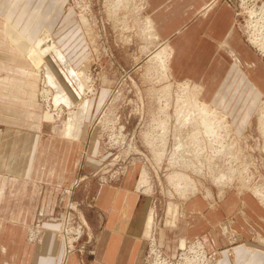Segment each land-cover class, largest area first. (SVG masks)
Masks as SVG:
<instances>
[{
	"label": "crops",
	"instance_id": "obj_1",
	"mask_svg": "<svg viewBox=\"0 0 264 264\" xmlns=\"http://www.w3.org/2000/svg\"><path fill=\"white\" fill-rule=\"evenodd\" d=\"M65 3L0 0V264H63L60 223L44 220L40 243L29 241L27 227L54 210L61 188L91 175L104 160L94 121L107 93L83 100L77 71L86 58L84 41L76 11ZM145 12L158 39L170 45L172 80L200 85L201 98L226 113L242 134L264 99V57L237 26L236 8L226 0H147ZM11 36L33 48L43 45L37 51L42 60L27 55ZM45 86L53 92L51 106L67 109L53 124L44 122ZM139 170L129 167L104 186L85 179L75 192L77 199H93L98 239L91 264H146L152 197L136 191ZM192 198L182 206V246L205 240L217 264H242L249 251L255 252L249 263L263 260L264 244L255 232L264 236V207L252 194L231 190L216 205L201 195ZM170 213L176 218L173 204ZM65 264H81L79 254L71 253Z\"/></svg>",
	"mask_w": 264,
	"mask_h": 264
},
{
	"label": "rangeland",
	"instance_id": "obj_2",
	"mask_svg": "<svg viewBox=\"0 0 264 264\" xmlns=\"http://www.w3.org/2000/svg\"><path fill=\"white\" fill-rule=\"evenodd\" d=\"M63 1L64 3L66 2L69 7L75 9L76 20L83 36L86 58L77 71L79 80L83 86V100L88 102L89 99L97 96L103 89L107 93L99 115L94 121V128L98 133L100 146H102L103 149L102 151H104V160L102 165L91 175H82L78 177L71 186L60 189L58 199H56L57 205H55L54 210H51L49 214L41 216L27 227L29 241L31 243H40L43 240L42 236L44 235V229L42 227V222L44 220L58 221L60 227L57 231V237L62 242L65 251L63 264L67 262L69 255L73 252L79 254L81 264H91L92 258H95L92 257V254H94V252L96 254L95 250L98 239V229L92 224V220L95 218V215L92 214L93 211H91L93 199H88L86 196L77 199L74 197L75 192L79 190V186L87 179L94 178L98 184L104 186L106 183L115 182L121 178L128 171L129 167L140 165L138 173L139 179L145 168L147 175L149 174V186H147V189L152 187L151 193L146 194L152 197L153 227L149 239L154 237L153 233L156 232V242L154 243L155 246H153L154 249H152L154 253L156 251L163 254L164 257L172 262H181L184 258L182 254L185 252L183 249L188 246V243L195 242L198 239L202 241L207 252L210 253L205 240L201 238L187 241L188 243L184 246H182L180 241L185 237L181 236L179 233V222L181 218L185 216L182 206L184 204L183 202L188 200V198L179 196L178 189L180 188H178V185L175 184L174 181L172 182L169 179V174L179 169L177 165L171 164L170 160L172 157L177 160L182 157V152L185 150L180 149L181 155L179 153H176V155L174 152L178 151V143L186 146L188 138H186V135H178L176 139H169L170 137H167L169 142L167 147L163 148V136L159 137V135H162L160 133L161 131L159 130L158 132L156 129L157 123L155 122L154 116H157L156 112H158L161 103V101L159 102L156 90L166 85L168 80H162L161 68L152 58L153 54L162 47L161 45L166 46L168 42H162L160 39L154 40L149 37V31L146 29V18L150 16L145 12L147 0H142L143 5L141 4V0ZM226 1L236 8L235 22L242 31L244 37L251 42L253 25L256 20L260 19V17L254 15V13H259L260 8L264 5V0ZM255 1L258 6L262 5V3L263 5L259 7V9H256L254 5L251 6L252 2ZM139 7L142 9L140 13L138 11L140 9H137ZM82 17L87 20V26L82 22ZM253 45L258 48L257 50L264 57V51L255 44ZM42 46L43 45H40V47H38L36 44L33 48L34 52H42ZM42 57L45 59L44 56ZM150 67L151 69L153 68V70H149ZM157 70H160L161 73ZM80 77L87 78V82H83ZM170 80L172 83L174 82L171 75ZM183 82L175 81L173 83L174 89L176 90L178 88L177 85ZM190 83L195 85V83ZM43 88L51 90L46 86ZM44 89L41 91V98L45 105L44 120L45 113L48 110L56 118V121L62 119L66 115L67 109L64 107L53 108L51 106L53 93L50 98L48 97L50 100L49 107L47 98L43 93ZM55 99L57 100V97H55ZM208 104L211 108L216 109L227 117L228 124L231 127V132H228L227 140H235V144H238L240 150H237L240 153L243 151L241 153V159H233L232 155L227 156L228 158L221 157L218 158L221 160H213L216 171L218 170L217 172L211 171L208 166L205 165L203 167L204 169L201 170L202 173L195 170H188L187 173L196 179L200 178L206 184V187L212 190L215 197L211 196L210 199H207L210 205L219 203V201L231 190L241 195L247 192L255 197L256 195L253 194L254 192L252 189L261 185L264 187V129H262L263 127L261 128L259 120V113L262 112L261 108L264 106V99L258 108L254 121L240 135L234 132L233 123L226 113L212 106L210 103ZM172 114H174L173 111ZM147 137L149 139L153 137L156 139L155 143L153 142L154 146L148 143ZM204 143L207 145H200L197 142H193L192 151L198 156L214 157L222 150L217 142L211 143L210 141H205ZM160 146H162V148ZM154 147H157V150ZM186 147L188 148V146ZM158 150L160 154L165 155L161 160L157 154H155ZM162 150L165 152L163 151V153ZM233 151L235 153L236 146L233 148ZM242 159L247 162L246 166L242 164ZM220 170H222L223 173L224 171L227 173L229 170H232L234 171V176H236L229 179L231 180V182H229L231 184L223 186V192L225 193L222 192L221 194L219 192L221 188H219L218 181L216 180L213 182L212 179L213 175L219 174ZM244 175L246 176L245 179ZM242 180L248 182V184H246V186L248 185L247 187L244 185L246 189H241ZM257 182L259 183L257 184ZM144 189L145 187L143 186L141 192L144 191ZM81 190L83 192V189ZM198 193L197 195H201L205 198L206 189L203 188L199 190ZM84 194L83 192V195ZM255 199L257 198L255 197ZM257 200L264 207V203L261 202L260 199ZM172 204L177 208L176 218H173L171 213L169 214V206ZM79 231H81L80 234L78 233ZM146 231L147 229L145 230V234H147ZM61 233L63 234L61 235ZM255 233V235H257L255 238L256 241L260 244H264V236L261 232ZM260 235H262L263 238H261ZM151 244L152 243L148 241L146 253L148 257L154 255L151 251ZM71 247H73V250ZM191 251L195 252L193 250ZM218 253L221 254V251ZM218 253H215V255ZM254 253L253 251H249L246 255L242 254V264H251L249 262L250 259L252 260L254 257ZM186 254L189 256L190 253L187 252ZM239 255L240 253L237 254V256ZM260 257L261 256L258 257L259 261L256 263L261 264L262 262L263 264L264 253L262 254L263 260L259 259ZM213 258L216 259L214 254ZM241 258H238L237 262H239ZM219 260L220 259H216L214 264H217Z\"/></svg>",
	"mask_w": 264,
	"mask_h": 264
},
{
	"label": "bare ground",
	"instance_id": "obj_3",
	"mask_svg": "<svg viewBox=\"0 0 264 264\" xmlns=\"http://www.w3.org/2000/svg\"><path fill=\"white\" fill-rule=\"evenodd\" d=\"M143 1L141 0V4L143 3ZM253 5L256 9H259V7H261L263 5V3H262V5L258 6L256 4V1H255V2H252L251 6H253ZM137 9H140V10H138L139 13L142 11L141 7L137 8ZM254 15L259 16L260 19L256 20L254 25H253V33L251 35V42L253 44H255L256 46L260 47L264 51V5L260 8L259 13H254ZM81 20H82V22H84V25L87 26L86 25V24H88L87 20H85L83 17L81 18ZM153 22L154 21L151 19V17H149V18L147 17L146 18V24H147L146 29L149 31V33H148L149 37H151L154 40L155 39L157 40L158 35L155 31V27H154ZM11 39L15 45L19 46L30 57H34V55H35L34 59H36L37 57L41 59L40 54L38 52H34L32 43H30L26 40H23L21 38L13 37V36H11ZM166 44H167L166 46L161 45L162 47H160V49L155 54H153V58H152V60L156 61V63L161 68L162 80H166V81L168 80V83L166 85H164L162 88L156 90L158 98H159V102L161 101V103L159 105V110H158V112H156L157 116L156 117L154 116L155 122L157 123L156 129L158 130V132H159V130L161 131L160 133L162 135H159V137L163 136V140H162V142L164 143V146L162 145L163 148L167 147L169 139H171V138L176 139V137L178 135L179 136L186 135V138H188V141L186 142V144H187L186 146H188V148L186 146H184V144L178 143V146H177L178 151L174 152L175 154L176 153L180 154V151H181L180 149L185 150L184 152H182V154H183L182 157L180 158L178 156L180 158L178 160L174 159L172 157L170 160L171 164L177 165V167H179V169H176L171 174H169V179L172 182L174 181L175 184L178 185V188L181 189V190L178 189L179 190L178 193H179V196H181L182 198L193 199L192 197L199 194L198 193L199 190H202L204 188V189H206V195H204L205 198L210 199L211 196L215 197L213 195L212 190L210 188H207L206 184L200 178L196 179L195 177H193L189 173H187V171L188 170H195L197 172H201V170L204 169L203 167L205 165H207L211 171L217 172L218 170L216 171V168L213 164L214 159H216L218 161V160H221L218 158L227 157L229 155H232L233 159L236 158L239 160V159H241V153L243 151L241 153L238 151L240 149L238 147V144L237 145L235 144V140H231V141L227 140L228 132H231V127L228 124L227 117L224 114H222L221 112H218L216 109L211 108L210 105L207 103V101L201 98L202 89H201L200 85H198L196 83L194 85V84H191L189 81H185L182 84L177 85L178 88L176 90L174 89V87H173L174 82L172 83L170 80V68H169L172 53H171L170 45L168 43H166ZM42 55L44 57H46L48 55V53L43 52ZM40 69H41V67H40ZM155 69H157V68H155ZM149 70H153V68L151 69V67H150ZM157 71H159L161 73L160 70H157ZM159 75H161V74H159ZM80 79L85 83L87 82L86 81L87 78L85 79L84 77L83 78L80 77ZM43 93L46 96L48 105L50 107L49 98L53 92L51 90L44 89ZM172 111L174 112V114H172ZM261 111H262V112H260L261 114L259 113V115H260L259 120H260L261 128L263 127L262 129H264V106L261 108ZM44 122L48 123V124H53L54 122H56V118L50 113L49 110L45 113ZM49 127H51V126H49ZM49 127H48V129H49ZM147 136H148V133H147ZM167 137L168 138L170 137V138L168 139ZM153 138L149 139L147 137V140L149 141L148 143L150 145H153V142L155 143L156 139L155 138L153 139ZM158 138H157V140H158ZM202 141H204V142L210 141L211 143L217 142L218 145H220L222 150H220V152L217 155H215L214 157H212V156H210V157L198 156L197 154H195L194 151H192L193 150L192 144H193V142H197L200 145L205 144ZM160 145H161V143H160ZM205 145H207V144H205ZM162 146H160V147L162 148ZM235 146H236V151L234 153L233 148ZM154 148H156V150H157V147H154ZM189 148H191V149H189ZM158 149H159V147H158ZM158 151H157V153H155V151H154V153L157 154V156L161 160V158L165 155L160 154V151L159 152ZM163 151L164 150H162V152ZM172 154H173V152H172ZM235 154H237V155H235ZM241 162L245 166L247 165L246 164L247 162H245L244 159H242ZM212 168L215 170H213ZM233 172L234 171L229 170L227 173H225V171L223 173L222 170H220L219 174L213 175V177H212L213 182L217 180L219 183V186H220L219 188H221L219 190L220 194L224 190L223 186H226L227 184L228 185L231 184V183H229V182H231V180H229V179L236 177V176H234ZM243 172H245V171H243ZM148 175H147V171L144 168L143 172L140 176V179L137 183V186H138L137 190L139 192H141V188L144 186L145 189L142 192L143 193H149V194L151 193L152 187L150 186L151 188L147 189V186H149ZM210 175H211V173H210ZM245 178H246V176L244 177V179ZM258 183L259 182H257V184ZM246 184H248V182L242 180L241 189H246V187L248 186V185L246 186ZM243 187H245V188H243ZM252 190L254 192L253 194L256 195L255 197L257 199H260V201L264 203V187H263V185H261L257 188L254 187V189H252ZM223 193H225V192H223ZM78 233L80 234L81 231H79ZM62 234L63 233H61V235ZM153 234H154L153 235L154 237L150 238L149 241L152 243L151 244V251L153 252L154 255H152L153 257L152 256H150V257L145 256L146 264H214L215 263L216 259L213 258V254H210L207 252L206 247L204 246V244L202 243V241L200 239L196 240L195 242L188 243V246L183 249L185 251L182 254L184 257V258L182 257L183 261L172 262V261L168 260L166 257H164L163 254H160L156 251L154 253V251L152 249H154L153 246H155L154 243L156 242V232H154ZM260 236H261V238H263L262 235H260ZM263 239H261V240H263ZM63 243H64V238H63ZM68 248H70V247H68ZM71 249L73 250V247H71ZM191 250H193L195 252H192ZM187 252L190 253L189 256H187L188 255V254H186ZM196 252L198 253V255ZM94 256H95V252H94V254H92V257H94Z\"/></svg>",
	"mask_w": 264,
	"mask_h": 264
}]
</instances>
